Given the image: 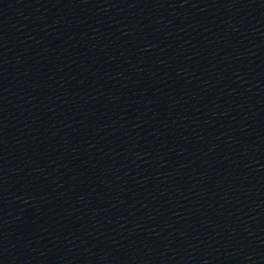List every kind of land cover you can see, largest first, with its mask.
<instances>
[{
    "label": "water",
    "instance_id": "95a60500",
    "mask_svg": "<svg viewBox=\"0 0 264 264\" xmlns=\"http://www.w3.org/2000/svg\"><path fill=\"white\" fill-rule=\"evenodd\" d=\"M0 264H264V0H0Z\"/></svg>",
    "mask_w": 264,
    "mask_h": 264
}]
</instances>
